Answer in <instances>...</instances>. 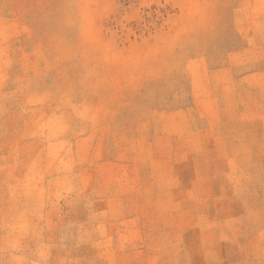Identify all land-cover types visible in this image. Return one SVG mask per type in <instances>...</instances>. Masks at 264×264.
Masks as SVG:
<instances>
[{
	"label": "rangeland",
	"instance_id": "obj_1",
	"mask_svg": "<svg viewBox=\"0 0 264 264\" xmlns=\"http://www.w3.org/2000/svg\"><path fill=\"white\" fill-rule=\"evenodd\" d=\"M0 264H264V0H0Z\"/></svg>",
	"mask_w": 264,
	"mask_h": 264
}]
</instances>
